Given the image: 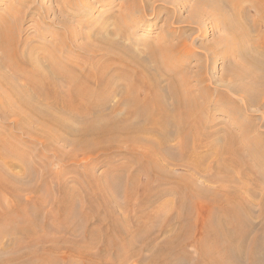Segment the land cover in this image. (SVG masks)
I'll list each match as a JSON object with an SVG mask.
<instances>
[{"label":"rangeland","instance_id":"rangeland-1","mask_svg":"<svg viewBox=\"0 0 264 264\" xmlns=\"http://www.w3.org/2000/svg\"><path fill=\"white\" fill-rule=\"evenodd\" d=\"M240 1L228 2L233 4L232 6L228 3H223L221 0H0V27L4 28L3 30L9 35V43L16 42L17 58H28L27 56L30 54L29 48H32L33 55L37 60H42L43 57L48 59L50 58L48 56H52L64 64L70 62L78 68L86 69V71L101 65H106L105 69L108 68V65L109 70L121 68L124 63L117 58L116 49L113 50V56H111L112 54H103L104 52L94 54L97 48L104 51L107 47V45L103 46L104 43L97 44L92 42V37L97 32H101L113 44H121L137 52L141 58L147 60L146 62L154 72L157 68L155 73L159 78L161 96L168 108L171 109L173 107V97L170 94V87L173 85H176L182 93L186 94L188 92L186 95L195 96L194 101L197 112L192 117H189V121L196 123L199 129L190 133L188 145L194 148L195 155L205 156L204 161L199 165L200 172L194 174L196 183L200 189L215 187L217 184L207 183L204 173H206V176H214L216 166L222 165L225 167V171H221L219 177L225 178L227 182L232 181L234 186L242 188L239 191V195L245 199L244 201L248 207H251L250 209L252 210L249 209V217L252 223L255 224V227L252 226L251 234H255L258 231V233L262 234L263 229L261 230V228L264 225V217L263 221H260V204L264 200V166L258 164L250 152L264 159V16L262 13L255 12L256 10L252 7V0ZM222 15L223 17L225 15V19L228 20L223 19ZM259 18L263 19L260 20ZM239 38L242 41L238 40ZM166 46L171 47V50H164ZM113 47L115 46L110 48L112 49ZM153 50L157 55L155 61L152 59L148 60ZM0 57H3L7 62L16 59L11 49L5 52V55L0 51ZM253 58L256 60H253ZM248 60L256 61L259 66H253ZM44 67L46 68V62H44ZM132 69L138 70L133 66ZM38 75L35 68L32 69L25 62L24 64L20 63L17 65L14 63L13 65L6 64L0 67V80L10 79L13 81L11 82L12 84L14 83L13 85H18L17 88L25 91L24 94L30 96L31 99L34 98L33 100L40 106L48 107L47 104L51 102V98L45 95L47 88L40 83L41 80ZM142 79L149 83L146 77L142 76ZM122 80H117L118 88L124 87L125 82ZM5 85L9 86L6 82ZM5 85L0 82V148H4L6 151L11 150L10 152L12 153H15V149H17V152L6 158L0 155V158H2L0 163L7 169L8 167H13L14 169H11L14 172H12L24 178L23 180L25 181L22 180V184L27 186L28 191H19L17 197L21 206L25 207V211L22 214L14 212V217L17 218H15L14 222L6 224L9 227L4 225V232L0 235V262H3L0 264H4L11 257L15 258V255L26 250V248L23 249V245L21 248L14 249L13 242H16L15 239L17 242L26 241L18 230L21 227L23 228V223L30 219L31 214L40 218V222H37L40 225L38 226V231H36L37 236L40 239L46 236L50 239L49 242L43 244L38 241L36 247L56 246L60 250H58L60 254L56 251L49 255L50 259L53 260L52 264H64V261L65 264L67 261V264H80V258L77 255L71 254L70 256L69 253L65 254V252H71V250L78 247L81 248L82 245L87 244L90 231H94L95 241L93 240V247L89 251H92L91 253L96 258H99V254L106 255L104 250L107 249L110 251V256H112H108V259L106 256H101L106 260H110L112 264H117L119 261L118 264H123V262H126L125 264H150L149 259L154 253L152 249H149L151 246L146 249L147 233L151 236V234H157L158 231L163 229L165 215L173 213L172 205L175 203V196L172 193L165 194L147 210L137 207L141 201V195L139 194L138 196L137 193H140L139 189L144 185V177L139 176L134 181L130 180L137 171L136 165L132 163L131 158L139 153L134 150V154H126V149L129 148L127 144L120 145L119 150L114 148V151L111 149L106 152L95 151L90 156H85V161L76 163L68 162L67 154L70 155L68 152L71 147L65 146L62 149V154L59 153V157H61V160L63 158V161H59L51 153V151L55 153V150L46 151L39 142L30 139V135L25 132L28 129L30 130V128L36 131L39 129L37 125L29 126L24 124V129L18 127V123H20L19 117L12 114V111H16L19 104L11 101L12 98L8 94ZM139 88V85H136L133 89L134 92H138ZM39 91L43 92L38 94ZM117 99L116 97L114 101L103 105L102 107L106 108L104 112H108V109L112 107H118L121 111L126 110V107H128L126 103H120ZM169 113L170 116H173L172 112ZM64 118L68 121L71 120L67 115H64ZM144 118L150 121L147 120L146 128L155 129L160 126L155 121L157 115H155L154 111L149 112V115L146 113ZM175 120L177 121L176 117ZM78 124V122L70 123L73 128L78 127ZM170 131L172 134L168 145H170V148L175 146L171 150L176 149L175 151L172 150V153L178 156L177 124L173 128L171 127ZM212 131L216 132L210 135L209 132ZM228 135L235 136L236 140L241 143L242 150L239 154L241 163L239 165L229 163L223 156H219V162L213 161L214 151L218 150V155H223L225 137H228ZM149 136L147 135L146 137ZM5 141H7V144ZM57 145H61V143ZM56 154H58V151ZM80 157L77 156L78 160L85 158ZM13 162L18 166L15 167ZM167 162L160 161L161 166H165L163 168L168 170L164 175L169 176V178L166 177V180L164 179L165 177L163 178L162 188L165 187L164 189L169 190L175 186V180L182 179L181 175L185 173L191 174V172L187 168L180 166V163L173 165V163ZM116 165L124 167V169L122 172L118 170L117 174L120 175L116 176V178L114 177L112 181L113 185L119 184L118 189L115 191L118 193L110 196L114 204H106L103 194L98 192L95 195L97 199L92 202V206L88 205V203L83 204L81 199L85 195L91 196L93 192H96L95 186L91 189L88 184L87 180L90 179L88 175H92L94 180L98 182V179L100 180L108 172L110 173V168ZM10 168L9 170L11 171ZM53 177L65 180L67 186L73 189V197L74 201H76V204L74 203L73 205V214L76 218V225L73 229H69L68 232L54 227L57 219L55 216L57 197L53 190L50 189L51 187H43V184L51 185L50 180ZM34 187H37L38 191H40L39 193L37 192L38 198L36 197L37 195H31L29 192ZM129 187L132 188V192L137 190V193H131V197H128L125 193ZM125 188H127L126 191L124 190ZM1 197L0 212L9 211L17 203L11 195L2 194ZM39 200L42 201V208H39L36 204ZM164 202L168 204H166V207ZM94 209L98 210L96 214L104 224L112 217L121 224V227L126 226L123 229H127V236L123 238L129 239L132 237L134 239L132 241L135 248L134 246H132L133 248L131 246V248H128V246L124 245V239L116 241L118 244L114 245L115 248L114 246L111 247L115 250H117L116 247L121 248L120 255H123L121 257L125 258V260L114 257L109 246L102 244L99 238L103 234L100 230L101 225L98 226L99 224L97 223L86 225L82 218L80 220L77 219V214L84 216L85 214L93 213ZM154 213H158L156 218L159 219H155L157 221L154 220L152 223L147 222L145 225L140 224L138 226L135 220L144 221V215H152ZM38 217H36L37 221L39 220ZM19 218L20 221H18ZM52 221L53 223H51ZM17 226L20 227L18 228ZM145 226L148 229L146 233L144 232ZM1 227L2 224L0 225ZM199 232L200 228H195L196 235H194L193 239L188 240L189 242H187L185 249L177 253L182 260L185 259V263L180 261L178 264L199 263L200 250L195 246V239L199 236ZM139 233H142V235H139ZM144 233L147 235L146 239L143 235ZM163 233L157 238V245H161L165 241L168 232L163 231ZM15 234H20L21 236ZM262 235L261 240L264 241V238H262L264 237V232ZM60 238L61 240L64 239L65 242L59 243L57 239ZM137 255L138 258H136ZM60 256L66 259H61ZM14 262L12 260L11 264Z\"/></svg>","mask_w":264,"mask_h":264},{"label":"bare ground","instance_id":"bare-ground-1","mask_svg":"<svg viewBox=\"0 0 264 264\" xmlns=\"http://www.w3.org/2000/svg\"><path fill=\"white\" fill-rule=\"evenodd\" d=\"M221 1L223 3H228V2L230 3L231 1L234 3L237 2L238 0H231V1L221 0ZM252 1H253L252 7L253 9L256 10L255 12L260 14L262 13V15L264 16L263 13L264 0H252ZM229 5L233 6V4H229ZM225 17H226L225 15L224 17L222 15L223 19H225ZM3 29L4 28L0 27V51L5 55V52L11 49V51H13V56L16 59L10 58L12 60H9V62H7L3 57H0V67L6 64L13 65L14 63H16L17 65H19L20 63L24 64V62L25 64L28 63L32 67V69L35 68L37 74H39L38 76L41 80L40 83L47 88L45 91L46 93L45 95L51 98V102L47 104L48 107L40 106V104H38L36 101L33 100L34 98L31 99L30 96L24 94L25 91H23L20 88H17L18 85H13L14 83L12 84L11 82L13 81H11L10 79L0 80V82L3 83L4 85L5 82L9 85V86L5 85V86L7 87L8 94L12 98L11 101H14L19 104L18 109L16 111H12V114L19 117L20 123H18V127L20 129L21 128L24 129L23 128L24 124H28L29 126L37 125L39 127V129H37L36 131L31 128L30 130L28 129L25 131L28 135H30L29 136L30 139L39 142V144H41L42 147L45 148V150L48 152H50V150L52 149L53 151L55 150V153L52 151L51 153H53L54 156L57 157L59 161H63V158L61 160V157H59V153L62 154L61 153L62 149L65 146L66 147L68 146L69 148L71 147L70 148L71 150H69L68 152L70 153V155L67 154V156L69 157V159L67 157L69 163L85 161L86 160L85 156H90L91 154L95 153V151L98 152V150H100L99 152H106L109 149L114 151V148L115 150H119L120 145L127 144L129 145V148L126 149L127 151L126 154L132 155L134 154L133 152L134 150H136L139 153L133 155L131 158L132 163L136 165L137 171L136 174H134L132 176V179L130 180L134 181L138 179L139 176L144 177V185L142 186V188L139 189L140 193H137V190L136 191L134 190L138 196L139 194L141 195L140 197L141 201L137 205V207L147 210L148 208L151 207L153 203L155 204L165 194L172 193L175 196L176 200L174 205H172L173 213L171 212L172 214L165 215L164 219L162 218L164 221V225L160 222L163 225V229L158 231L157 234L154 233L153 235L151 234V236L149 233H147L148 234V238H147L146 237L147 235H145V233L148 232V229L147 226H145L146 227L144 229L145 233L143 235L145 239L146 238L148 239L146 242L147 244H145V246L146 249H148L151 246V248L149 249H152L154 253L153 256H151L149 259L150 264H178V262L180 261H183L185 263L184 261L185 259L182 260L177 253L180 250L185 249V246L187 242H189L188 241L189 239L191 238L193 239L194 235H196L195 228L197 227L200 228V232H199V236L196 239L195 238L194 239H195V246L198 247V249L200 250V261L198 264H264V245H263L264 241L261 240V235L264 232V225H262L261 228V230L263 229L262 234L258 233L259 231L255 234H251V230H253L252 226L255 227L254 226L255 224L252 223L249 217V213H250L249 211L252 209H250L251 207L250 208L248 207L247 203L244 201L245 199H243V197L239 195V191L242 189L240 186H234L232 181L227 182L225 181V178L219 177L220 175L219 173L221 171H225V167H223L222 165L216 166L214 170V176L213 175L206 176V173H204L205 178L207 179V183L209 182V183L217 184L215 187L200 189L196 183L194 174L200 172L199 165L204 161L205 156L195 155L194 148L188 145V136L190 135V133L193 131L195 132L199 129V126L196 123L189 121V117H192L194 113L197 112V107L194 101L195 96L186 95L188 92H186V94L182 93L176 87V85H173L172 87H170V94L173 97V101H172L173 107H171V109L168 108L163 100V97L161 96V89L159 87V78L155 73L157 68L155 69L154 72L153 69L146 62L147 60L141 58L137 52L127 47H124L121 44H116V43L113 44L108 39V37L103 35V33L101 32H97L92 37V42L97 44L104 43L103 46L105 47V45H107V47L104 49V51L99 50V48H97L94 54L104 52L103 54L111 55L113 53V50L116 49L117 58L124 63V65L121 68H114L109 70L108 65H107L108 68L106 69H105L106 65H101L100 67L95 66L94 68H90L86 71V69L84 70L78 68L75 64H72L70 62L64 64L62 63V61L52 56H48L50 57L48 59L43 57L44 59L42 58V60H37L33 55L32 48H29L30 54L29 56H27L28 58L20 59L17 58L16 42L9 43L8 41L10 40V37ZM238 40L242 41L241 38H239ZM111 46H115V47L111 49L110 48ZM164 50H171V47L166 46L164 47ZM113 55L114 54H112L111 56ZM156 56H157L156 52L153 50L150 53L148 60L152 59L153 61H155ZM253 60L256 59L253 58ZM253 60L251 61L248 60V62L251 63L253 66L256 67L259 66L257 62ZM44 62H46V68L44 67ZM132 66L137 68L138 70H133ZM142 76L146 77V79L149 80V83L143 80ZM118 79H123L122 81L125 82L123 87L124 89L122 87L118 88L117 85ZM136 85H139L140 87L138 92L137 91L134 92L133 90ZM42 92L39 91L38 94ZM116 97L118 98L117 101H119L120 103H126V105L128 106L126 107L127 109L121 111L119 110L118 107L117 108L112 107L108 109V112H104L106 108L102 106L107 104L108 102L114 101ZM139 98L141 99L139 100ZM34 102L36 103L34 104ZM151 111L155 112V115H157L155 121H157L160 124V126H158L155 129H149V127L146 128L148 119L146 120V118L144 117L146 113H148L149 115V112ZM169 112H172L173 116H170ZM64 115H67L68 118L71 120L70 121L66 120L64 118ZM175 117L177 121L175 120ZM72 122L75 123L78 122L79 123L78 127L73 128V126L70 125V123ZM172 124L173 126L177 124L176 132L179 139V143L177 145L178 156H176L175 153H172V150L175 151L176 149L171 150V148H175V146H172L170 148V145H168V143L171 141L170 137L172 133L170 131V128L171 127L173 128ZM215 132L212 131L209 132V134L211 135ZM147 135L150 136L146 137ZM6 142L7 141H5V143ZM60 143L61 145H57ZM213 143H215V141H213ZM240 144L241 143L236 140L235 136L228 135V137H225V145L222 150L223 155L222 154L218 155L217 152L218 150L214 151L215 156L213 155L214 156L213 161L219 162L220 161L219 156H223L229 161V163H232L233 165H239L241 163L239 154L240 151L242 150ZM10 151L11 150L6 151L4 150V148H0V155L6 158L8 156H11V154H15L17 152V149H15L16 151L15 153H12ZM57 151L58 154H56ZM250 153L252 154L254 160L258 164L264 166V159L261 156L257 155L259 157L258 158L252 152ZM77 156L78 157L81 156L85 158L78 160ZM162 160L168 161L167 163L171 162L173 163V165L180 163L181 164L180 166L187 168L188 171L191 172V174L185 173L181 175L182 179L175 180L176 182L173 188H170L169 190L164 189L165 187L162 188V180L164 179L166 180V177L169 178V176L168 175L166 176V174L164 175V173L168 170L163 168L165 166L163 167L161 166L160 161L162 162ZM8 163L10 165V161ZM14 165L15 167L18 166L15 163ZM9 168L10 167H8L7 169L6 167L2 166V164L0 163V197L2 194L11 195L14 197L15 199L14 201L17 203L14 207L10 208L9 211L5 210L6 212H0V225L2 224V227L0 228V235H2L4 232V225H6L7 223L14 222L15 218H17L14 217L15 214L14 212H16V214H22L25 211V207L21 206L20 202H18L19 200H17L18 199L17 197L19 191L21 190L28 191L27 186L22 184V180L24 178L22 176L17 175L16 173H13L14 171L11 169L13 167L10 168L11 171L9 170ZM123 169L124 167H119L117 165L114 166L113 168L111 167L110 173L108 172V174H106L100 180L97 178L98 182L94 180V177L92 175H88L90 176V179L87 180L88 184L90 185L91 189L95 186L96 192L92 193L93 194L91 195L92 197L90 195L89 196L85 195V197L81 199V202H83V204L88 203V205L92 206V202H94L97 199L95 195L98 192L103 194L106 204H110V203L114 204V202L111 201L113 199H111L110 196L112 194L114 196V193H118L115 191L116 189H118L119 184L113 185L112 181L114 180L113 179L114 177L116 178V176L120 175L117 174L118 170L119 172H122ZM123 177L125 176L123 175ZM123 177L121 176V178ZM20 184L21 186H19ZM50 184L51 185L49 186H47V184H43V187L44 188L51 187L50 189L53 190L55 196L57 197L55 203V207H56L55 216L57 218L56 219L57 226L54 225V227L60 228L61 231L63 230L64 232L65 231L68 232L69 229L70 230L73 229L76 225L75 222L76 218L75 215L73 214L74 213L73 205L76 202L74 201V197H73L74 196L73 189L69 188L67 186V182L65 180L59 179V177H53L50 180ZM126 189L127 188H125L124 190L126 191ZM38 190L39 189H37V187H34L29 192L31 193V195L32 194L37 195L40 192ZM135 192H132V188L129 187L125 193L126 195H128V197L129 196L131 197L132 196L131 193L135 194ZM36 197L38 198L39 195H37ZM36 204L39 206V208H42L43 205L42 201L39 200L37 201ZM164 204L166 207L167 203L164 202ZM260 207H261L260 209L261 211L260 221H261L264 217L263 216L264 200L261 201ZM103 210H101V212H103ZM105 210H107V208ZM96 213H98V210L94 209L93 213L85 214L84 216L82 215L80 216L79 214H77L76 217L78 220L82 218L83 219L82 221H84L86 225H91V223H97L99 224L98 226L101 225L100 230L101 233L103 234L99 238L102 241V244L109 246L111 252L114 254V257L125 260V258L121 257L123 255H120L121 248L116 247L117 250H115L114 245L118 244L116 243V241H118L119 239L121 240L124 239V245L128 246V248L134 246L132 241L134 239H132V237L129 239L126 238L127 240L123 238L124 236L125 237L127 236L126 235L127 229H123L126 226L121 227V224L118 223V221L112 217H111L112 219L109 218V221L108 222L106 221V223L104 224L99 219ZM144 216H145V220L143 219L144 221L135 220L138 223V226H140V224L145 225V223L147 224V222L152 223L154 222L155 219H159L156 218L158 216V213H154L152 215H144ZM36 217L38 216L31 214L30 219L26 220L23 223L22 225L23 228L21 227L18 230L20 234L25 237L26 241L23 240L17 242V240L15 239L16 242H13L12 241L13 239L11 240L14 243L13 244L14 249L21 248L23 245V249L26 248V250L15 255L16 256L15 258L11 257V259L6 261L4 264L7 263L11 264L12 260L15 261L13 264H52L53 263V260L50 259L51 257L49 255L51 253L58 251L59 248L56 246H51L46 248H44L43 246L36 247L38 241H41L42 242L41 244L50 241V239L47 236L41 237L42 239H40L39 236H37L36 231H38L37 230L38 226H40L37 224V222H40V218L38 217L39 220L37 221ZM18 221H20V218ZM51 223H53V221ZM6 227L9 226L6 225ZM153 228L155 229V227ZM141 230L143 229L141 228ZM163 231L168 232L167 237L161 245H157L156 240L161 235V233H163ZM94 235H95L94 231H90L88 234L87 244L82 245L81 248H79L76 245L78 247L77 249H73L71 250V252L67 251L65 252V254L69 253L70 256L71 254L77 255L80 258V264H112L110 260H106L105 258L102 257V256L104 257L106 256L107 259L109 258L108 256H110V251H108L107 249L104 250L106 255L99 254L100 255L99 258L98 257L96 258L94 254L91 253L92 251H89L93 247L92 242L95 239ZM139 235H142V233L141 234L139 233ZM133 236L135 235L133 234ZM57 240L59 243L65 242L64 239L61 240V238ZM113 246L114 248L112 249L111 247ZM60 257L61 259L62 258L66 259L65 257L62 256ZM136 258H138V255ZM125 263L126 262H123V264Z\"/></svg>","mask_w":264,"mask_h":264}]
</instances>
